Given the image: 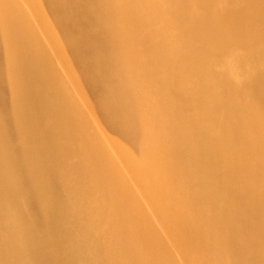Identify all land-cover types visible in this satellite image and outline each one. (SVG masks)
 <instances>
[{
  "label": "bare ground",
  "instance_id": "1",
  "mask_svg": "<svg viewBox=\"0 0 264 264\" xmlns=\"http://www.w3.org/2000/svg\"><path fill=\"white\" fill-rule=\"evenodd\" d=\"M22 4L0 0V264H264V0ZM28 5L105 149L95 120L73 122ZM116 149L148 176L131 179L149 212Z\"/></svg>",
  "mask_w": 264,
  "mask_h": 264
},
{
  "label": "rangeland",
  "instance_id": "2",
  "mask_svg": "<svg viewBox=\"0 0 264 264\" xmlns=\"http://www.w3.org/2000/svg\"><path fill=\"white\" fill-rule=\"evenodd\" d=\"M7 2H11L12 4H13V6L14 7H16L17 9H22L23 8V4H22V0H7ZM18 2V3H17ZM26 4V3H25ZM18 5H19V7H18ZM30 7H29V5H28V10L26 9V10H24V12H22L21 11V14L23 13V14H26V16H27V18H28V20L30 21V29H31V32L32 33H34V35L33 36H35V37H37V41L39 40V42L42 44V47L41 48H43L44 50H45V52L48 54V55H51L50 57H48V58H50L51 60V63H53V65H52V67L54 68V69H50V68H52V67H49V71H50V75H51V78H53V76L54 75H58L57 77H55L54 79L56 80V82H58L61 86H62V88L63 87H65V88H63V89H65V90H69V88H70V90H71V96H72V98L73 99H75L74 101H73V99H71V101H73V108H72V110L69 112V113H71L70 115L71 116H73V122L74 123H76L75 122V118H78V119H76V121H77V123L79 124V122H80V124H81V122H82V120H83V122H82V124L85 122V120L89 123V122H91L92 120H95V121H92V122H95L96 124H97V126L96 125H93V124H95V123H93V124H91L92 125V127H93V130L91 129V133H93V131H94V129H97L98 127H100V128H104V129H106L105 127V123L103 122V123H100L102 120H101V117H100V115H99V113H98V111H96V110H98V109H95V108H97L94 104H95V102H94V98H93V96H91L90 94H89V92L87 91V87H86V85H85V83H82L81 81H78V79L76 78V76L74 75V73H72L73 75H71L70 73H68V71H66V70H68V69H70L71 70V68H70V65L68 64L69 62H70V59H69V55H68V53H67V50L65 49V47H64V44H63V42L60 40V38H58L57 37V40H48V37H47V35L46 34H48L47 32V30H48V27H46L47 25L45 24V22H43L41 19L40 20H38L39 19V17H38V15H34L35 14V12H32L33 10L32 9H29ZM20 12V11H19ZM37 14V13H36ZM2 15V16H1ZM36 18H35V17ZM32 18V19H31ZM2 19L4 20V17H3V14L2 13H0V20L2 21ZM36 20V21H35ZM37 21H39L40 23H41V21H42V23L40 24L39 22V24L37 23ZM49 22H51V20L49 19ZM37 23V24H36ZM51 24H53L52 22H51ZM35 26H37V27H35ZM42 26V27H41ZM53 26V25H52ZM55 26H53V28H54ZM45 30H44V29ZM59 28V27H58ZM58 28H56L55 27V29H53V30H55V33L56 34H58V32H57V30L56 29H58ZM40 29V30H39ZM41 30H44V31H42L41 32ZM40 31V32H39ZM36 32V33H35ZM44 33V35H42ZM46 35V36H45ZM45 37H47V38H45ZM31 38H32V36H31ZM32 39H34V38H32ZM59 39V40H58ZM54 43V44H53ZM46 44V45H45ZM45 45V46H44ZM48 45V46H47ZM9 46H10V44H9ZM54 46V47H53ZM63 47V48H61V47ZM10 48H11V46H10ZM10 50V56H9V58H11V54L13 53V55H14V52L12 51V49H9ZM40 50V49H39ZM43 50V51H44ZM55 50V51H54ZM57 52V53H56ZM56 53V54H55ZM59 53H61V54H59ZM65 53V54H64ZM60 55H62L63 56V58H64V61H62L61 59H63V58H61V56ZM67 56V57H64V56ZM4 59L6 60V61H8V55L5 53V55H4ZM67 58H68V60H69V62H68V60H67ZM17 55H16V57H15V61L13 62V63H15V64H17ZM58 59H60L59 61H58ZM58 62H57V61ZM61 61V62H60ZM60 62V63H59ZM62 63V64H61ZM64 63V64H63ZM62 65V66H61ZM57 68V69H56ZM68 68V69H67ZM56 69V70H55ZM53 71V72H52ZM65 75H64V74ZM63 75V76H61V75ZM60 76L62 77V79L60 78ZM59 77V79H57ZM61 79V80H60ZM64 79H65V82H64ZM68 79V80H67ZM24 81L20 78V82H19V96H20V106H19V108H20V115H21V119H22V122H23V118L25 119L26 117V111H25V101H26V105H28V100H27V93L25 92V90H24V87H23V83ZM55 82V81H54ZM75 83V84H74ZM58 84V85H59ZM67 87H66V86ZM23 87V88H22ZM76 87V88H75ZM24 90V91H23ZM20 92H21V94H20ZM81 93V94H80ZM88 93V94H87ZM25 99V100H24ZM77 99H79V100H77ZM82 99V100H81ZM68 101V100H67ZM92 102L91 103V109L90 108H88L87 106V103L86 102ZM84 103H86V104H84ZM85 105H87L86 107H85ZM79 106V107H78ZM95 107V108H94ZM79 108V109H78ZM81 108V109H80ZM93 108V109H92ZM88 109H89V112H88ZM94 110H95V112H94ZM97 112V113H96ZM78 113V114H77ZM88 113H92L91 115L90 114H88ZM76 114H77V116H76ZM100 118H99V117ZM96 117V118H95ZM72 118V117H71ZM99 118V119H98ZM26 120V119H25ZM76 123V124H77ZM85 124V123H84ZM100 124V125H99ZM99 125V126H98ZM99 129V128H98ZM97 129V131L95 130V132L97 133H95L96 135L95 136H98V138L96 137L95 138V136H94V133L93 134H91V137H94L95 138V141H93V144H95L96 143V141H97V139H98V141H97V143L96 144H98V142H101L100 144H98V145H95L96 147H102L103 149H105V145H106V141H104L105 140V138H103L102 136H103V134H102V130L100 129V130H98ZM23 131H24V126H23ZM101 131V132H100ZM98 132H99V134H98ZM102 134V135H101ZM102 137V138H100V137ZM112 137H114V138H117V137H115L114 135H111ZM100 138V139H99ZM93 139V138H92ZM94 140V139H93ZM117 140H119V142H121L120 141V139H118L117 138ZM105 142V143H104ZM115 153H116V155H117V157H119L120 156V159H118V161H116L115 160V163H116V168L119 170H117V176H119L121 179H124V178H127V180H123V181H125V182H127V184L129 185V183H130V185L126 188L127 189V192H128V194L131 196V198L133 199V202L135 203V204H137L136 206H138L139 208H141L142 209V212H149V206L145 203H142L141 202V204H140V199L138 198V196H136V194L134 193V191L136 190V188H138L139 187V185H137L134 181H132V179H135V178H133V176H135L136 177V175H140V179H142L141 181L142 182H144V185H147V183H148V176H146V177H143V172L141 171V169H140V167L134 162L133 163V159H132V157L130 156V155H128L126 152H124V151H122V150H119V149H116L115 150ZM121 154H122V156L123 157H125V159H124V161H123V166H124V168L122 167V166H120V164L118 165V163H119V160H123V157L121 156ZM130 156V157H129ZM115 159V158H114ZM122 160H121V162H122ZM128 163H126V162ZM118 162V163H117ZM128 166H130V167H127V165ZM123 168L122 170H120L121 168ZM133 169H134V171H133ZM120 171H122V172H120ZM128 172V173H127ZM129 172H130V174H129ZM135 172V173H134ZM125 174V175H124ZM132 178V179H131ZM131 180V181H130ZM126 184V185H127ZM244 184L245 185H248V182H244ZM118 189H120V187L118 188ZM179 203H177L176 204V206L178 207L179 206V208H180V210L184 213V214H186L187 215V213L185 212V210L188 212V210L190 209L189 207V209H185V207H184V205H178ZM144 205H145V207H144ZM182 208H181V207ZM147 207H148V209H147ZM187 208V207H186ZM147 209V210H146ZM140 210V209H139ZM159 209H157V211H158ZM156 211V207H155V212H157ZM158 215H160V213L158 214ZM139 224H141L142 226L143 225H145L144 224V222H140ZM175 224H176V222H175ZM167 240V239H166ZM167 243H170V241H166ZM183 257H181V259L180 260H183L184 261V259H182ZM186 260V259H185ZM181 262V263H186V261H184V262Z\"/></svg>",
  "mask_w": 264,
  "mask_h": 264
}]
</instances>
